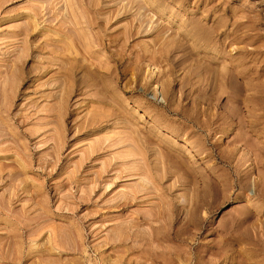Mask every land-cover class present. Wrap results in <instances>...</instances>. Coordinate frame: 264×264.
<instances>
[{"label":"rangeland","instance_id":"obj_1","mask_svg":"<svg viewBox=\"0 0 264 264\" xmlns=\"http://www.w3.org/2000/svg\"><path fill=\"white\" fill-rule=\"evenodd\" d=\"M0 264H264V0H0Z\"/></svg>","mask_w":264,"mask_h":264}]
</instances>
